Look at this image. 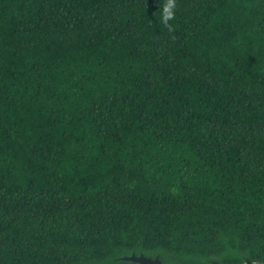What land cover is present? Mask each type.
Masks as SVG:
<instances>
[{"label":"trees","instance_id":"1","mask_svg":"<svg viewBox=\"0 0 264 264\" xmlns=\"http://www.w3.org/2000/svg\"><path fill=\"white\" fill-rule=\"evenodd\" d=\"M0 0V264H264V0Z\"/></svg>","mask_w":264,"mask_h":264},{"label":"water","instance_id":"2","mask_svg":"<svg viewBox=\"0 0 264 264\" xmlns=\"http://www.w3.org/2000/svg\"><path fill=\"white\" fill-rule=\"evenodd\" d=\"M124 261H133L139 264H164L160 256L148 257L144 254L136 255L132 254L130 256H123L121 258ZM245 262L243 264H263L259 262H252L249 258H244ZM210 264H220L218 261H209Z\"/></svg>","mask_w":264,"mask_h":264},{"label":"clouds","instance_id":"3","mask_svg":"<svg viewBox=\"0 0 264 264\" xmlns=\"http://www.w3.org/2000/svg\"><path fill=\"white\" fill-rule=\"evenodd\" d=\"M175 7V0H165L162 5L160 20L162 23L167 24L170 20L173 19Z\"/></svg>","mask_w":264,"mask_h":264}]
</instances>
